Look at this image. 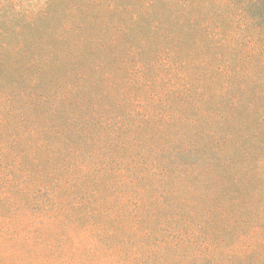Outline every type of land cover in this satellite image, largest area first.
<instances>
[{
    "label": "rangeland",
    "instance_id": "374dc122",
    "mask_svg": "<svg viewBox=\"0 0 264 264\" xmlns=\"http://www.w3.org/2000/svg\"><path fill=\"white\" fill-rule=\"evenodd\" d=\"M94 241L264 264V0H0V264Z\"/></svg>",
    "mask_w": 264,
    "mask_h": 264
},
{
    "label": "trees",
    "instance_id": "16d2710c",
    "mask_svg": "<svg viewBox=\"0 0 264 264\" xmlns=\"http://www.w3.org/2000/svg\"><path fill=\"white\" fill-rule=\"evenodd\" d=\"M97 242L98 241H94L91 242V244H88L89 250L87 256H84L88 258V262L91 264L95 263L97 260H99V258H109L115 253L112 246H106V243L100 245V242L98 244ZM83 243H86V241ZM115 255H117L115 256V261L111 262L110 264H185L183 262L174 263L171 261H166L152 253L137 254L121 252ZM56 256L59 257L58 252H56Z\"/></svg>",
    "mask_w": 264,
    "mask_h": 264
}]
</instances>
